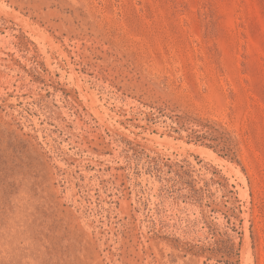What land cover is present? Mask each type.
Wrapping results in <instances>:
<instances>
[{
	"label": "rangeland",
	"instance_id": "rangeland-1",
	"mask_svg": "<svg viewBox=\"0 0 264 264\" xmlns=\"http://www.w3.org/2000/svg\"><path fill=\"white\" fill-rule=\"evenodd\" d=\"M0 264H264V0H0Z\"/></svg>",
	"mask_w": 264,
	"mask_h": 264
}]
</instances>
